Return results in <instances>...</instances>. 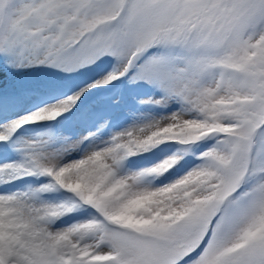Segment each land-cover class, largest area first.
I'll return each instance as SVG.
<instances>
[{
  "label": "snow or ice",
  "instance_id": "obj_1",
  "mask_svg": "<svg viewBox=\"0 0 264 264\" xmlns=\"http://www.w3.org/2000/svg\"><path fill=\"white\" fill-rule=\"evenodd\" d=\"M0 264H264V0H0Z\"/></svg>",
  "mask_w": 264,
  "mask_h": 264
}]
</instances>
